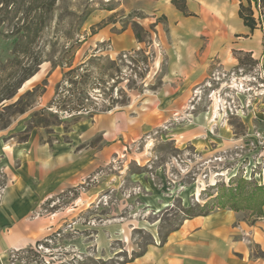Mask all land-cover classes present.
I'll list each match as a JSON object with an SVG mask.
<instances>
[{
    "label": "rangeland",
    "instance_id": "obj_1",
    "mask_svg": "<svg viewBox=\"0 0 264 264\" xmlns=\"http://www.w3.org/2000/svg\"><path fill=\"white\" fill-rule=\"evenodd\" d=\"M186 4L188 16L172 0H0V100L41 63L0 103V155L23 143L27 127L28 139L53 153L93 124V141L76 148L93 146V170L34 211L56 223L48 237L11 251L10 264H123L192 215L264 216L257 199H245L255 185L264 188V66L239 50L241 33L211 47L214 20L198 28L201 0ZM239 5L223 0L217 8L242 25ZM263 10L255 9L257 19ZM33 23L42 32L28 54H16L13 39ZM110 114L123 120L114 143L99 133ZM119 140L120 151L105 156V145ZM7 169L0 168V202ZM241 179L250 185L233 199Z\"/></svg>",
    "mask_w": 264,
    "mask_h": 264
},
{
    "label": "crops",
    "instance_id": "obj_2",
    "mask_svg": "<svg viewBox=\"0 0 264 264\" xmlns=\"http://www.w3.org/2000/svg\"><path fill=\"white\" fill-rule=\"evenodd\" d=\"M163 1L170 3V0ZM222 1L201 0L206 22H200L198 28H206L212 17L214 22L208 27L217 32L211 35V47H222L229 43L231 35L243 34L245 41L237 43L239 50L253 53V58L264 66L263 32L260 29L259 33L258 29L252 32L243 23L239 25L235 12L219 10L217 5ZM167 12L180 17L178 12L170 9ZM112 115L100 120L104 129L99 133L104 142L114 143L122 132L119 123L122 118L117 117L115 121ZM73 134L72 146H59L53 153L31 136L5 156L0 155V168L5 165L10 169V184L0 202V264H10L11 251L32 246L51 234L55 218L34 217V211L51 194L79 184L93 170V146L80 152L76 150L93 141V124L81 134ZM121 144H106L103 154L120 151ZM17 161L19 166L14 168ZM83 200L92 201L82 196ZM257 249L264 252V216L255 220L237 211L217 210L185 219L169 232L164 242L148 246L139 257L123 264H264V256L260 257Z\"/></svg>",
    "mask_w": 264,
    "mask_h": 264
},
{
    "label": "trees",
    "instance_id": "obj_3",
    "mask_svg": "<svg viewBox=\"0 0 264 264\" xmlns=\"http://www.w3.org/2000/svg\"><path fill=\"white\" fill-rule=\"evenodd\" d=\"M240 5H239V10H238V16L239 18L243 21L244 26H246L247 28H249L252 32L255 31L256 29H260L263 34H264V18H263V13L264 10L261 12L259 18H256L255 15V9H258V7H262L264 9V0H239ZM172 4L175 6V8L181 12L182 14H184L185 16L189 15V11H188V7L186 4V0H172ZM51 6V5H50ZM26 24L23 27L20 28V33L18 36H16L13 39V46H14V50L13 52H15L16 54H28L29 48L31 46V44L34 42L35 37L37 35H39L40 32H42V28L39 27V25L37 23H33L32 25ZM137 39L140 41V37L137 35ZM264 40V39H263ZM41 65V63H38L36 65V67L33 68V66L29 69V71L23 75L21 77V79L17 82L16 86L14 87V89L12 88L10 91V93H8L7 95L3 96L0 100L1 102L7 101L12 99L13 97H15V95L18 92V89L21 88V86L28 81L30 78H32L38 71V67ZM23 112V111H21ZM41 122V121H40ZM39 122V123H40ZM34 127H42L41 124L34 126ZM44 127V126H43ZM31 128L33 127H27L26 130L24 131V136L26 134L25 137H23L21 139V142H24L28 139V134L31 130ZM250 184L246 181V180H239L237 187L235 188V193H233L234 198L238 197V195L242 196L244 194V192H246V187H248ZM245 197V195H244ZM247 198H245L246 200H248L249 202H253V200L258 201V204L256 206L257 210H258V214L257 217H262L264 215V211H263V206H264V188L262 186H259L258 184L255 185V187L250 191V193H248L246 195ZM232 199V200H233ZM238 200V199H236ZM245 209H252V205L246 204L245 205ZM235 210H240L239 208H235ZM199 215H206L205 214H196V215H192L190 217L193 216H199ZM141 254L137 255L136 257H139Z\"/></svg>",
    "mask_w": 264,
    "mask_h": 264
},
{
    "label": "bare ground",
    "instance_id": "obj_4",
    "mask_svg": "<svg viewBox=\"0 0 264 264\" xmlns=\"http://www.w3.org/2000/svg\"><path fill=\"white\" fill-rule=\"evenodd\" d=\"M215 102H217V101H215ZM217 106H218V105H217ZM214 107H215V106H214ZM215 112L217 113V111H216V110H215ZM213 115H215V114L213 113ZM213 115H212V116H213ZM213 117H214V116H213Z\"/></svg>",
    "mask_w": 264,
    "mask_h": 264
}]
</instances>
